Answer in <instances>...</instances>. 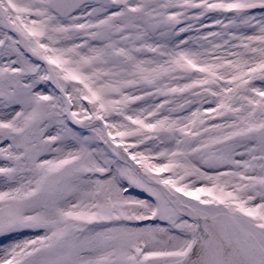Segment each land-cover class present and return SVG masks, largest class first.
<instances>
[{
  "label": "snow or ice",
  "instance_id": "snow-or-ice-1",
  "mask_svg": "<svg viewBox=\"0 0 264 264\" xmlns=\"http://www.w3.org/2000/svg\"><path fill=\"white\" fill-rule=\"evenodd\" d=\"M0 264H264V0H0Z\"/></svg>",
  "mask_w": 264,
  "mask_h": 264
}]
</instances>
